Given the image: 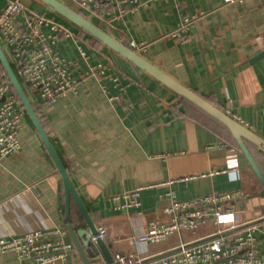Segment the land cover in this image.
Returning <instances> with one entry per match:
<instances>
[{
    "label": "crops",
    "instance_id": "crops-1",
    "mask_svg": "<svg viewBox=\"0 0 264 264\" xmlns=\"http://www.w3.org/2000/svg\"><path fill=\"white\" fill-rule=\"evenodd\" d=\"M22 2L64 23L40 2ZM190 16L195 19L188 40L171 36ZM65 25L76 40L61 37L57 49L79 63L75 77L97 64L105 66L104 77L86 76L76 92L42 106V125L94 226L106 229L103 240L114 259L118 254L153 259L216 230L207 222L195 235L185 231L160 243L133 244L131 238L144 234L149 222L169 220L164 212L169 193L188 200L243 190L234 202L238 230L264 216L262 186L226 127L90 35ZM101 29L126 44H144L137 53L264 139V0H154ZM76 42L88 61L80 58ZM19 142L17 152L0 158V237L35 228L52 237L64 233L72 250L64 261L49 264H107L72 198L66 210L61 176L26 116ZM218 143L225 147H214ZM247 146L264 175V152ZM137 186H144L137 208L113 209L110 196ZM0 264L20 263L6 252L0 253Z\"/></svg>",
    "mask_w": 264,
    "mask_h": 264
},
{
    "label": "built area",
    "instance_id": "built-area-1",
    "mask_svg": "<svg viewBox=\"0 0 264 264\" xmlns=\"http://www.w3.org/2000/svg\"><path fill=\"white\" fill-rule=\"evenodd\" d=\"M70 7L98 27L109 25L112 20L121 19L127 13L147 6L154 0H68ZM231 3L235 0H223ZM195 16L184 17L170 33L181 41L188 40V32ZM61 37L76 40V35L64 23L26 7L22 0H4L0 10V47L11 65L34 112L42 123L43 107L53 104L69 92H76L86 76L104 77L102 64L89 65L86 72L75 77L79 66L76 60L63 57L57 43ZM264 48V34L261 35ZM126 44V43H125ZM138 52L145 50L142 43L127 44ZM76 48L82 60L88 55L81 44ZM104 86V85H103ZM104 89V87H103ZM264 113V105L261 108ZM228 114V112H226ZM25 109L12 91L6 76L0 77V158L15 153L20 148L21 130ZM234 118V117H233ZM237 120V119H236ZM242 123L240 120H237ZM209 147H213L209 146ZM224 148L225 144H215ZM144 186L110 196L115 210L137 208ZM243 190L211 193L188 200H177L173 193L164 212L169 215L167 222L151 221L144 234L133 236V244L160 243L172 234L191 232L212 222L216 230L190 242L181 241L168 254L141 258L134 254H118L117 264H264V216L246 221L238 230L235 200L243 196ZM96 233L91 239H104L106 229L95 226ZM64 233L51 236L41 229H32L18 236H1L0 253L13 252L20 264H49L64 261L72 250L71 243L63 239Z\"/></svg>",
    "mask_w": 264,
    "mask_h": 264
},
{
    "label": "water",
    "instance_id": "water-1",
    "mask_svg": "<svg viewBox=\"0 0 264 264\" xmlns=\"http://www.w3.org/2000/svg\"><path fill=\"white\" fill-rule=\"evenodd\" d=\"M36 1L49 7L51 10H53L63 19L67 20L69 23L79 28L83 32L87 33L97 41L101 42L102 44H104L109 49H111L112 51L116 52L117 54L125 58L133 65L137 66L138 68H140L141 70H143L144 72L155 78L157 81L161 82L162 84L170 88L181 98L190 102L191 104L199 108L201 111H203L204 113H206L207 115L218 121L224 127H226L229 130L233 139L235 140L237 146L245 156L247 162L251 166L255 175L257 176L262 186L259 195L264 197V175L261 172L259 166L257 165L255 159L253 158L247 146V144H250L255 148L259 149L260 151L264 152V139L260 138L252 131H250L248 128H246L242 123L237 121L235 118H233L226 112L222 111L221 109L213 106L205 99H203L201 96L197 95L195 92L188 89L183 84H181L180 82L169 76L167 73H165L164 71L153 65L151 62L146 60L139 53L131 49L127 44H125L120 40H117L116 38L105 32L104 30H102L100 27H98L94 23L84 18L82 15H80L78 12L73 10L65 3L61 2L60 0H36ZM0 63L3 66L13 88L15 89L19 97V100L25 109L26 114L33 123L37 132L39 133L47 151L49 152L51 158L53 159L57 171L61 176L65 197H66V210L68 211L69 199L72 198L76 202L80 210L83 220L87 225L88 232L91 235H94L96 233V228L90 217V214L87 208L85 207L81 197L79 196L73 182L71 181V178L65 166L63 165L61 159L59 158L52 142L50 141L42 123L40 122L36 113L34 112L31 103L29 102L26 94L24 93V90L21 87V84L18 78L16 77L11 65L9 64L5 54L3 53L1 47H0ZM95 244L100 249L101 254L107 264H117L103 239H97L95 241Z\"/></svg>",
    "mask_w": 264,
    "mask_h": 264
},
{
    "label": "trees",
    "instance_id": "trees-1",
    "mask_svg": "<svg viewBox=\"0 0 264 264\" xmlns=\"http://www.w3.org/2000/svg\"><path fill=\"white\" fill-rule=\"evenodd\" d=\"M79 29V28H78ZM80 30V29H79ZM81 32H83L82 30H80ZM85 33V32H84ZM87 34V33H86ZM0 69H1V75L2 76H6L7 77V74H6V72H5V70H4V68H3V66L1 65V63H0ZM8 78V77H7ZM9 80V79H8ZM10 81V80H9ZM11 83V82H10ZM11 88H12V91L14 92V94L16 95V97H17V99L19 100V97H18V95H17V93H16V91H15V89L13 88V86H12V84H11ZM20 101V100H19ZM21 103V102H20ZM21 105H22V103H21ZM23 106V105H22ZM24 108V107H23ZM199 109V108H198ZM200 110V109H199ZM26 113V112H25ZM27 115V114H26Z\"/></svg>",
    "mask_w": 264,
    "mask_h": 264
},
{
    "label": "rangeland",
    "instance_id": "rangeland-1",
    "mask_svg": "<svg viewBox=\"0 0 264 264\" xmlns=\"http://www.w3.org/2000/svg\"><path fill=\"white\" fill-rule=\"evenodd\" d=\"M61 2H63V3H65L66 5H68L69 7H70V4L68 3V1L67 0H60ZM42 4V3H41ZM45 6V5H44ZM45 8H47V10L50 12V13H52V12H54V11H52L49 7H45ZM52 11V12H51ZM55 13V12H54ZM56 14V13H55ZM54 14V15H55ZM58 15V14H57ZM59 16V15H58ZM61 17V16H60ZM62 18V17H61ZM62 22H64L65 24H70L71 25V23H69L67 20H65V19H63L62 18ZM106 32V31H105ZM26 117H27V120H29V117H28V115H26Z\"/></svg>",
    "mask_w": 264,
    "mask_h": 264
}]
</instances>
